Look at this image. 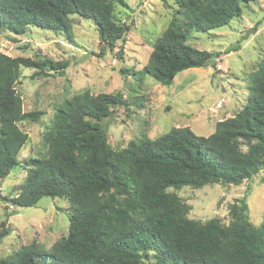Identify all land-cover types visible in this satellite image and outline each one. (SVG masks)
<instances>
[{"label": "trees", "instance_id": "obj_1", "mask_svg": "<svg viewBox=\"0 0 264 264\" xmlns=\"http://www.w3.org/2000/svg\"><path fill=\"white\" fill-rule=\"evenodd\" d=\"M251 1L180 0V17L154 41L140 73L171 85L179 72L213 63L220 53L188 44L190 33L228 24ZM114 9V0H0V27L24 33L34 25L72 39L70 15L79 14L92 19L102 41L114 49L129 29L117 23ZM68 65L48 56L13 57L0 51V182L18 165L29 138L19 122H39L44 114L23 108L16 88L21 67L37 68L33 76H38L63 74ZM247 87L242 108L218 121L207 136L175 126L154 138L143 132L120 149L110 145L101 121L127 105L121 92L86 89L66 99L44 132L47 155L27 160L26 180L11 202L24 207L43 197L67 199L68 235L50 248L35 239L0 264H146L150 254L154 264H264V221L260 227L249 221L245 197L232 204L233 220L225 225L218 218H189L190 206L168 190L217 182L239 185L264 170V58ZM8 234L4 220L0 242Z\"/></svg>", "mask_w": 264, "mask_h": 264}, {"label": "rangeland", "instance_id": "obj_2", "mask_svg": "<svg viewBox=\"0 0 264 264\" xmlns=\"http://www.w3.org/2000/svg\"><path fill=\"white\" fill-rule=\"evenodd\" d=\"M114 18L129 26L114 49L101 39L92 19L70 15L74 36L63 31L30 25L24 33L0 27V51L9 56L51 57L65 60L61 72L33 76L35 67L22 66L16 82L25 111L41 110L39 122H19L29 138L18 155V165L0 182V229L6 221L9 234L0 242V259L37 240L50 248L69 232L71 203L64 198L43 197L34 206H17L16 196L28 173L27 160L45 157L48 147L43 136L52 124L57 108L73 95L90 90L93 94L121 92L127 105L118 106L101 121L114 149L138 140L145 132L160 136L172 127L189 126L207 136L216 123L233 117L248 97V79L264 58V0L243 3L242 13L221 27L194 29L187 43L201 50L219 52L213 63L179 72L171 85H164L140 70L148 62L154 41L179 14L180 0H114ZM130 69L123 73L121 69ZM243 151L248 144L241 141ZM189 206L187 216L205 222L218 218L229 225L231 206L246 198L248 219L260 227L264 221V170L241 184L208 183L201 187H170ZM151 253V252H150ZM150 254L146 264H154Z\"/></svg>", "mask_w": 264, "mask_h": 264}]
</instances>
